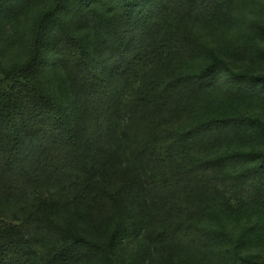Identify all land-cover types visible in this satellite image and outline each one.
<instances>
[{"label": "trees", "instance_id": "16d2710c", "mask_svg": "<svg viewBox=\"0 0 264 264\" xmlns=\"http://www.w3.org/2000/svg\"><path fill=\"white\" fill-rule=\"evenodd\" d=\"M251 8L264 0H0L16 49L0 64V264H263L244 252L255 227L230 222L264 224ZM52 61L82 75L87 106L47 83ZM210 187L239 203L203 221Z\"/></svg>", "mask_w": 264, "mask_h": 264}, {"label": "rangeland", "instance_id": "374dc122", "mask_svg": "<svg viewBox=\"0 0 264 264\" xmlns=\"http://www.w3.org/2000/svg\"><path fill=\"white\" fill-rule=\"evenodd\" d=\"M262 12L263 11L261 10V8H256V9L251 8V10L244 13V16H246L247 18H251V19L261 18V20H264V14ZM11 34H12V32L10 30V27H1V24H0V64L1 65H8V63H10L12 60L16 59V58H14L16 49L8 46V39H9V36ZM95 52H96V49L94 50V54L92 55L95 59H97L98 57H101V55H97V54H95ZM53 66H54V64L52 61L49 63V66H47V68H46L48 73H46L45 75L47 76V79L49 80L48 81L46 79L47 83L50 84V82H51V84L54 86L59 85L60 87H63L67 91V92H64V95L66 97H70L69 102L71 101V99H72V102L74 100L75 101L78 100V101L83 102L84 106H87L89 104L90 100L88 99V93H87L85 87H82V84H83L82 75H79L77 73L74 75H70L68 73V71L62 67V64H60V62L55 65L54 69H52ZM258 71L260 72V74L264 75V68H262ZM50 75H52L53 77H50ZM64 75L67 76L69 78V80L64 79L65 78ZM5 77H6V75L4 73L0 72V98H1L2 94H6L7 92L11 91L12 88H14L13 84L7 82ZM43 82H44V80H43ZM53 89L57 90L56 88H53ZM84 114L86 115L84 121H85V123H87L88 119L86 117L88 116V112H84ZM88 131L90 132L89 129H88ZM222 149H224V147L218 148V150H220V151ZM247 149H249V150H264V142L261 143V142H258L256 140L251 141L250 145L247 146ZM213 192H214V189L212 187H210V189L199 190L197 192L196 199L199 202L200 211H201L200 216L202 217L203 221L209 220V218H207V217H208V211L211 207H213V209L217 210V208H218L217 203H219L221 206H223L226 211L228 210V212L230 211V209H235L238 206V203H239L238 199L240 196L229 195L227 192L226 194H224L225 196H223V197H220V198L216 197V198L209 199L210 197H214L212 195ZM227 197H229V198H227ZM215 200H216V202H215ZM244 211H246V212L248 211L247 207H246V210L244 208ZM247 213H246V215H244V214L241 215L240 218L242 220L238 219V218L236 219V217L232 216L233 219H230V222H231V228L233 230H239V231L240 230H242V231L247 230V227L249 226V224H251V226H253V228L254 227L256 228V226L258 225V222H259L258 217L255 215H252L253 218L250 219L249 216L246 217ZM16 217H18V219H15ZM16 217L13 215V213H11V215L8 217L9 222H12L14 225H17V226L21 225L23 223L22 214L19 213V214H17ZM263 225H261L262 230H260L259 228H256V229L254 228L252 231L249 230L250 231V233L248 235L249 241H248V245L244 249V252L246 255L257 258L260 262H262L264 264V226ZM124 243L127 244V241L125 240ZM128 245L131 247V243H129ZM181 252L180 253H181L182 257L186 255V254H184L183 251H181ZM124 253H125V251L123 253H121L122 256L128 260L127 255ZM175 254L177 255V253H175ZM187 258H188L187 262L189 264L194 263L191 255H188ZM199 260H200V256L198 257L197 261H199Z\"/></svg>", "mask_w": 264, "mask_h": 264}]
</instances>
